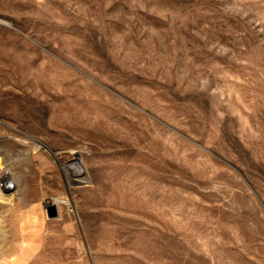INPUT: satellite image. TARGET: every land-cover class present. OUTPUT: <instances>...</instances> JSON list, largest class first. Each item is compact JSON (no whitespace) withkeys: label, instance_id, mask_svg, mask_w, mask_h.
Returning a JSON list of instances; mask_svg holds the SVG:
<instances>
[{"label":"rangeland","instance_id":"374dc122","mask_svg":"<svg viewBox=\"0 0 264 264\" xmlns=\"http://www.w3.org/2000/svg\"><path fill=\"white\" fill-rule=\"evenodd\" d=\"M0 264H264V0H0Z\"/></svg>","mask_w":264,"mask_h":264},{"label":"bare ground","instance_id":"6f19581e","mask_svg":"<svg viewBox=\"0 0 264 264\" xmlns=\"http://www.w3.org/2000/svg\"><path fill=\"white\" fill-rule=\"evenodd\" d=\"M69 168H68L69 171H71V172L76 174L74 178H72V179L70 178V181H72V183H74V184H84L86 182L85 181V177L82 174L83 172L79 171V170L75 171L76 169H78V167L72 166V164H70Z\"/></svg>","mask_w":264,"mask_h":264},{"label":"water","instance_id":"95a60500","mask_svg":"<svg viewBox=\"0 0 264 264\" xmlns=\"http://www.w3.org/2000/svg\"><path fill=\"white\" fill-rule=\"evenodd\" d=\"M45 210H46V216L48 219H54L58 215L57 208L54 204H50L46 206Z\"/></svg>","mask_w":264,"mask_h":264}]
</instances>
